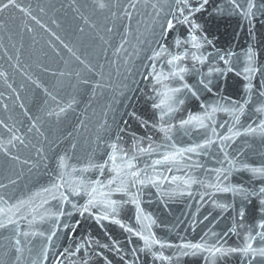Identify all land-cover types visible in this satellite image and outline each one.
<instances>
[{
  "label": "water",
  "instance_id": "95a60500",
  "mask_svg": "<svg viewBox=\"0 0 264 264\" xmlns=\"http://www.w3.org/2000/svg\"><path fill=\"white\" fill-rule=\"evenodd\" d=\"M186 2L0 0V264H264V0Z\"/></svg>",
  "mask_w": 264,
  "mask_h": 264
},
{
  "label": "snow or ice",
  "instance_id": "6c2138e0",
  "mask_svg": "<svg viewBox=\"0 0 264 264\" xmlns=\"http://www.w3.org/2000/svg\"><path fill=\"white\" fill-rule=\"evenodd\" d=\"M207 2H208V0H203V2H202V4L200 5V7H203V5H204V4H207ZM185 4H186V6H187V2H186V0H185ZM7 6H8V5H5V7H7ZM200 7H198V8L196 9V11H199V10H200ZM190 11H191V9H190ZM186 21H187V18H185V22H186ZM168 28H169V29L172 28V22H171V21L168 22ZM194 46H196V45H194ZM181 58H182V57L177 56V57H174L173 60H179V59H181ZM173 60H169L168 63H169V64H172V63H173ZM181 71H183V69H181ZM172 75H176V73H172ZM157 82H158V83L160 82V81H159V78H157ZM176 91H178V89H177ZM165 95H167V94L165 93ZM154 106H155L156 108L161 109V111H162V113H163V115L161 116V120H163V116H164V115H168L169 112L173 110V109L171 108L170 105H169V107H168L167 110L164 109V107H163L162 104H156V105H154ZM213 111H215V109H213ZM238 112H239V114H243V112H244L243 107H240V108L238 109ZM233 115L236 117V120L238 121V120H239V115H237L236 112H234ZM209 118H211V117L209 116ZM193 122L198 123L200 127H206V125H204L203 119L200 118V117H191L189 120H187V121H182L181 123H182V125H184V124H190V123H193ZM229 139H230V137H229ZM211 142H214V141H210V143H211ZM198 147H203V145H200V146H198ZM112 148H113L114 152H113V154L109 157V159H110V160L112 161V163L115 165V164H116V161H117V156L115 155L116 145H112ZM120 151L123 152L122 149H121ZM141 151H147V149H141ZM184 151H186V152H190V153H191V152H194L195 149H194V148H188V149H185ZM182 155H183V152H176V153H173V154H171V155H165V156L163 157V162H167V163H176V162H177L176 159H175L176 156H182ZM126 156H127V153H124L122 156L119 157V159L123 162V165L126 166L127 169H129V170H131V169H135V168H136V164L133 163V160H135L136 157H133L132 159H127V160H126V159H125ZM161 162H162V161H156L157 164H159V163H161ZM62 166H63V162H62ZM98 167H100V166H98ZM105 167H107V164H105L103 167H100V171L103 172V170H104ZM131 175H132L133 177H139V176H140V172H139V171H131ZM173 179H176V178L173 177ZM153 182H154V181H153ZM190 182H191V183H197L196 180L191 179V178H190ZM96 183H102V182L97 181ZM111 183H115V180H112ZM139 183L143 184V183H145V182H144L143 180H139ZM186 183H187V182H186ZM227 190H228V189H224V191H227ZM95 191H96V188L93 187L92 190H91L90 192L87 193V195L92 196V193H94ZM74 194L79 195V194H80V190H76V191L74 192ZM134 202H135V201H134ZM262 203H264V201H262ZM89 204H91V205L94 207L95 204H96V201H95L94 199H90V200H89ZM114 204H115V201H110L109 204H107V205H105V206H106V207H109V206L114 205ZM85 211H87V208H85ZM112 211H113V212L115 211V208H114V207L112 208ZM104 219H107V216H105ZM117 223H119V222L117 221ZM121 226L123 227V225H121ZM261 227H264V225H261ZM141 239H144L146 244L148 243L147 238H145V237H141ZM153 243H157V242H156V241H153ZM183 247L192 248V249H196V250H205V249L202 248V245H200V244H195V245H184ZM220 251H221V249H219V248L216 249V252H220ZM232 251L235 252V251H237V249H232ZM240 251H242L243 253L247 254V253H249L250 251H254V250L252 249V244H251V243H248V244L246 245V247H244L243 249H240ZM258 254L261 255V256H264V250H260Z\"/></svg>",
  "mask_w": 264,
  "mask_h": 264
}]
</instances>
